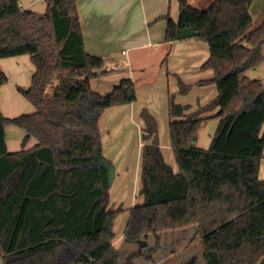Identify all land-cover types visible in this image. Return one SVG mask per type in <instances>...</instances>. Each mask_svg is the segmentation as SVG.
Returning a JSON list of instances; mask_svg holds the SVG:
<instances>
[{"label": "trees", "instance_id": "trees-1", "mask_svg": "<svg viewBox=\"0 0 264 264\" xmlns=\"http://www.w3.org/2000/svg\"><path fill=\"white\" fill-rule=\"evenodd\" d=\"M45 1L39 13L0 0V58L29 54L35 66L30 86L18 88L35 111L12 118L0 112V257L5 264H119L109 216L113 165L101 153L99 128L107 101L90 85L104 61L84 49L76 0ZM253 1L214 0L200 9L178 0L177 21L165 17L167 42L208 43L202 68L213 76L199 84L214 83L217 94L194 111L169 94L176 172L163 159L156 118L141 109L142 203L133 207L125 236L138 240L160 205L186 201L177 211L195 216L204 264H257L264 255V181L246 180L241 198L219 191L221 176L239 171L218 156L264 158V84L247 76L264 61V22L253 26ZM6 82L0 69V84ZM177 82L186 94L190 86ZM213 117L209 147H196L200 126ZM7 125L25 131L18 151L7 150ZM31 137L36 143L25 148Z\"/></svg>", "mask_w": 264, "mask_h": 264}, {"label": "crops", "instance_id": "crops-1", "mask_svg": "<svg viewBox=\"0 0 264 264\" xmlns=\"http://www.w3.org/2000/svg\"><path fill=\"white\" fill-rule=\"evenodd\" d=\"M186 1L193 7L204 9L214 0ZM76 3L84 49L88 54L101 56L104 61L103 67L99 70L104 72L91 79L90 85L94 94L107 101L99 117V128L101 153L113 165L109 207L116 204L123 209L118 212L111 227L113 237L116 239L114 243L118 244L124 240L133 207L136 203H142V196L138 194V190L141 185L143 121L139 114L141 109L135 107L139 95L151 90L155 99L166 104L168 111V96L170 93H175L177 103L188 104L189 111H194L199 105L208 103L216 96L217 87L214 83L199 84L200 80L210 79L213 76L212 69L210 72L202 68V64L210 54L206 41L191 39L167 42L165 40V17L168 15L177 21L178 0H76ZM19 6L22 10L42 13L46 10V1L19 0ZM249 11L254 27L264 22V0H254ZM0 69L7 76V82L0 84L2 115L12 118L22 113L34 112L35 106L18 90L19 87L25 89L30 86L31 77L35 72L30 55L2 57ZM247 76L251 79H259L264 84V61L249 69ZM178 77L184 83L193 85L191 90L197 93L195 97L188 95L190 91L186 94L178 93ZM57 83L58 80L53 79L48 91L50 92L51 87ZM131 96L133 99L129 100ZM217 110L218 108L209 114H214ZM136 115L140 118L138 121L135 119ZM131 124L135 126L138 139L136 141L133 138L130 144L131 129L126 128ZM10 126L13 125L5 127L6 147L8 151L15 152L22 148L21 143L25 135L21 140L11 136L10 150L8 139V132L12 131H8ZM198 138L197 132L195 146L206 149L205 146L197 144ZM32 139L31 137L28 140L25 148L35 144ZM160 148L164 161L175 172L179 171L170 139L165 138ZM134 151L135 157L131 158ZM218 161L230 162L239 171L237 177L231 175L220 177L219 191L222 194L241 198L246 180L264 181V158L242 161L236 157L218 156ZM114 183H133L127 199L124 198V194L111 199L110 193H113ZM184 202L186 201L158 207L160 212H154L145 224L143 235L147 239L135 255L130 253L121 255L123 251L120 246L111 242L113 248L119 251V260H121L119 264H125L131 257L132 260L135 259V262L131 261L132 264H139L138 259L140 264H197V252L193 251V245L195 248L196 244L198 246V243H193L198 236L196 224H193L195 216L183 210L177 211L185 206ZM125 213L126 216L120 217ZM257 264H264V255Z\"/></svg>", "mask_w": 264, "mask_h": 264}, {"label": "rangeland", "instance_id": "rangeland-1", "mask_svg": "<svg viewBox=\"0 0 264 264\" xmlns=\"http://www.w3.org/2000/svg\"><path fill=\"white\" fill-rule=\"evenodd\" d=\"M255 21H257L256 17H255ZM204 71H210L211 72L212 70L206 69ZM188 85L190 86V89H189L190 92L188 95H190V97H193V96L195 97L197 95V93H195L194 91L192 92V90H191L193 85H191V84H188ZM152 94L153 93L151 90H149L147 92L144 91V93L140 94L139 99H138V103L136 104L135 107L139 108V109L146 108L156 118L157 127H158V140H159V145H160V144H163L165 138L167 140L170 139V134H169V129H168V117H167L168 111H166L167 110L166 104H164V102H161V101L159 102V100L155 99ZM138 118H139L138 116L135 118L136 121H138ZM217 122H218L217 118L213 117V118H209V119L205 120L202 123V125L200 126V128L198 130V135H199V138L197 141L198 145L205 146L206 148L209 147L211 138H212V136L215 132L216 126H217ZM126 129L127 130L131 129L129 131V135H131V136H129L130 144L132 143L133 138H135V140L137 141L138 138H137V135L135 133V131H136L135 126H133L131 124ZM8 131H11V132H8L9 149L11 150V139H12L11 136H13L14 138H17V139L20 138V140H21L22 136L25 135V132L23 129L16 127L14 125L10 126ZM130 132L132 134H130ZM32 140L34 143H36V140L34 138ZM9 152H12V151H9ZM133 156L135 157V151H134L131 158H133ZM113 186H114L113 193H116V194L114 195L113 193L112 194L110 193L111 199L113 197L114 198L118 197L119 195H122V194H124L123 195L124 198L127 199L128 198L127 196L130 195V193H131L133 183H114ZM120 208H121V206L116 205V204H113L110 207L111 212H114V213H111L109 215L113 219L112 223L114 222L115 218H117V216H118L117 210ZM124 208H126L125 210H128L127 207H124ZM121 210H123V209H121ZM156 212L159 213L160 208L156 209ZM124 216H126V213L123 214L122 216L120 215V217H122V218ZM193 224H195V223L193 222ZM189 226H191V224ZM118 227H119V224H118ZM145 239H147V238L143 234H141L139 236L138 240H135V236H133V237L128 236L127 237L124 234L123 242L115 244L114 243V240H116L115 237L112 238L111 242L114 243V245L120 246L121 251H123V252H121V255H123L124 253L125 254L130 253L132 255H135L136 253H138L139 248L143 245ZM193 243L194 244L198 243V246H199L198 247L196 244V248H195V245H193L194 246L193 251L197 252L196 253L197 264H204V262H203V251H202V247H201V243H200V238L197 236ZM116 252H118V254H119L118 250H116ZM119 257L120 256H118V258H117V262L119 261V263H121V260H119ZM123 259H124V257H123ZM132 261L135 262V259H133ZM138 263L140 264V259H138ZM0 264H5L1 257H0Z\"/></svg>", "mask_w": 264, "mask_h": 264}]
</instances>
